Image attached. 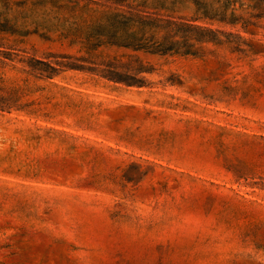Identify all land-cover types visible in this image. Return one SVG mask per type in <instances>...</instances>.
Returning a JSON list of instances; mask_svg holds the SVG:
<instances>
[{"label":"rangeland","instance_id":"374dc122","mask_svg":"<svg viewBox=\"0 0 264 264\" xmlns=\"http://www.w3.org/2000/svg\"><path fill=\"white\" fill-rule=\"evenodd\" d=\"M0 264H264V0H0Z\"/></svg>","mask_w":264,"mask_h":264},{"label":"trees","instance_id":"16d2710c","mask_svg":"<svg viewBox=\"0 0 264 264\" xmlns=\"http://www.w3.org/2000/svg\"><path fill=\"white\" fill-rule=\"evenodd\" d=\"M127 13H129L130 15H133V11H131V10L127 11ZM126 31H127V29H126ZM136 32H137V30H134V31L130 32L129 35H135ZM118 35L122 36V34H118Z\"/></svg>","mask_w":264,"mask_h":264}]
</instances>
